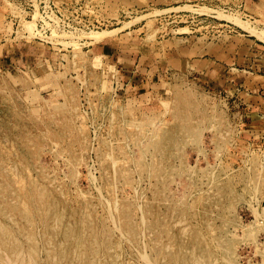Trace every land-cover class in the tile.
Here are the masks:
<instances>
[{"label": "rangeland", "instance_id": "374dc122", "mask_svg": "<svg viewBox=\"0 0 264 264\" xmlns=\"http://www.w3.org/2000/svg\"><path fill=\"white\" fill-rule=\"evenodd\" d=\"M54 2L108 30L0 0V264H264V42L229 16L264 2Z\"/></svg>", "mask_w": 264, "mask_h": 264}, {"label": "built area", "instance_id": "2783aa9c", "mask_svg": "<svg viewBox=\"0 0 264 264\" xmlns=\"http://www.w3.org/2000/svg\"><path fill=\"white\" fill-rule=\"evenodd\" d=\"M13 5L17 14L9 12L7 21L31 20L35 22L34 38L49 42L48 39H54V34H76L80 32L98 29L106 21L94 19L93 21H83L82 15L91 14L86 8L88 4L77 2L70 8H64V5L57 4L54 0H6ZM101 5H91V8ZM90 7V6H89ZM67 9H70L67 12ZM91 11V10H90ZM89 12V13H86ZM93 13V12H92ZM94 14V13H93ZM100 17V15H97ZM14 23V22H13ZM29 36L28 32H25Z\"/></svg>", "mask_w": 264, "mask_h": 264}, {"label": "bare ground", "instance_id": "6f19581e", "mask_svg": "<svg viewBox=\"0 0 264 264\" xmlns=\"http://www.w3.org/2000/svg\"><path fill=\"white\" fill-rule=\"evenodd\" d=\"M6 3L8 4V7L12 9L13 5L9 4L7 1H6ZM185 6H187V5H185ZM188 6H190V5H188ZM178 7H180V6H177V7H174V8H178ZM209 9L210 8L207 7V6H203L202 8H199V9L193 8V10H197L199 12L208 11ZM158 11H162V10H158ZM15 12H17V11L15 10ZM218 14H221V12H219ZM223 16H225V15L223 14ZM229 16H230V19H232L230 22H232L233 24H235L239 28L245 29L246 31L250 32V34L257 36L258 39H260L261 41L264 42V30H257L255 28V26L251 24V21L250 22H246L247 20H243L242 18L240 19V17H238L237 15L235 16V15L231 14ZM221 18H223V17H221ZM21 21H22V23H21V28L20 29L23 30V32H28L30 37L34 36V33H35V28H34L35 27V22L31 21V20L30 21L29 20H25V21L21 20ZM184 28L185 27L180 28V29H184ZM104 30H108V29H101V30L91 29L88 32L76 33V34L79 35V36H76V37H78L79 39L81 37L82 38H86V39H88L90 41V43H93V41H92L93 39L91 37H89V34L93 33V32L104 31ZM18 34H20V33L18 32ZM64 35H68V36L71 37L72 34H61L60 35L59 33H57V34H54V39L58 40L59 38L64 37ZM54 39H52V40H54ZM70 45H72L74 48H78L79 47L76 41H72L70 43Z\"/></svg>", "mask_w": 264, "mask_h": 264}, {"label": "crops", "instance_id": "0c3cea01", "mask_svg": "<svg viewBox=\"0 0 264 264\" xmlns=\"http://www.w3.org/2000/svg\"><path fill=\"white\" fill-rule=\"evenodd\" d=\"M72 1H77V0H59V2H63V3L72 2ZM85 1H87V3H91L93 5H98L99 3H101L100 2L101 0H85ZM262 2H264V1L263 0H253V2L250 3V5L253 6V7L258 8L259 4L262 3ZM175 7H177V6H175Z\"/></svg>", "mask_w": 264, "mask_h": 264}]
</instances>
